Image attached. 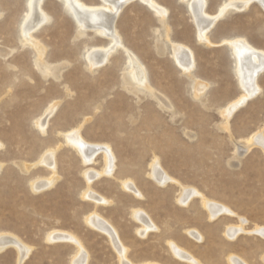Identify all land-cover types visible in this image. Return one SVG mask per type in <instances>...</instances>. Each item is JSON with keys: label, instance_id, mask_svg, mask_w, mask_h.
Segmentation results:
<instances>
[{"label": "rangeland", "instance_id": "374dc122", "mask_svg": "<svg viewBox=\"0 0 264 264\" xmlns=\"http://www.w3.org/2000/svg\"><path fill=\"white\" fill-rule=\"evenodd\" d=\"M85 1L101 4V0ZM159 1L169 10L166 25L145 2L130 0L117 26L165 99L174 101V117L167 110L150 116L153 107L146 99L141 111L136 107L135 96L121 85L125 56L120 50L105 66L94 72L87 68L88 50L108 46L109 41L91 29L78 35L77 20L61 0H44L50 20L31 34L23 31L30 0H0V162L4 164L0 233L12 232L32 246L23 264H72L74 243L47 240V233L55 229L82 240L89 252L88 264H121L108 235L86 222L95 203L83 198L84 170H101L103 158L99 154L95 163L85 165L61 134L81 123L86 140L113 147L118 156L116 171L127 170L121 176L131 175L142 183L146 196L141 206L158 225L147 235L140 233L141 225L132 214L138 199L124 191L120 177L103 175L94 181L95 189L114 200L99 205L98 211L117 228L133 264H191L171 252L168 242L175 239L203 264H230L231 254L250 264H264V238L247 232L257 224L264 226V151L247 143L254 132L264 130V72L258 77L261 90L256 96L229 119L221 113L242 94L232 51L223 41L245 35L264 50V8L254 0L247 9L229 11L212 28L214 43L207 45L197 39L187 1ZM223 1L208 0V12L215 14ZM37 41L44 59L61 65V78L42 76L36 63ZM174 42L195 51L199 77L190 78L177 67L171 53ZM197 79L209 82L201 98L195 95ZM55 102L58 106L43 132L37 120ZM48 149L57 151L60 178L52 187L35 192L31 181L52 175L37 164ZM155 155L172 176L225 202L235 215L209 219L198 196L187 206L180 204L177 184L160 186L149 176ZM240 218L246 219V232L228 241L224 234L228 224H240ZM190 227H198L202 241L188 234ZM17 257L16 249L7 247L0 251V264H18Z\"/></svg>", "mask_w": 264, "mask_h": 264}, {"label": "bare ground", "instance_id": "6f19581e", "mask_svg": "<svg viewBox=\"0 0 264 264\" xmlns=\"http://www.w3.org/2000/svg\"><path fill=\"white\" fill-rule=\"evenodd\" d=\"M61 1L70 10L68 11L75 16L78 23V35L85 34L88 29H91L95 33L105 36L109 41L108 46H95L88 50V53L86 55L87 68L94 72L97 68L105 66L106 63L111 60L110 57L116 51L120 50L121 54L125 56V66L122 70L123 73L121 85L130 94L135 96L136 107H138V109L141 111L142 102L144 103V100L146 99L149 101L148 103L153 107L150 111L148 110L149 113L152 114H150V116L153 117L155 116V114L163 115L165 113L164 111L167 110L171 113V116L174 117L177 113V111L175 110L174 101L171 97L168 98L169 102L165 99V95L162 94L163 90H161L152 81L144 62L133 50H131L127 46L124 37L119 27L117 26V18L130 0H101V4H89L85 0ZM141 1L145 2L153 10L154 14L158 17L161 23H163L164 25L167 24V16L169 10L168 8L164 7L159 0ZM185 1L188 2L189 11L196 24L197 39L204 44L210 45L214 43L211 36V30L215 26V24L220 19H222V17L226 16L229 11H241L242 9H247V7L254 0H225L219 6L215 14H210L208 12V0ZM257 1L264 8V0ZM43 2L44 0H30L28 17L24 19L26 21L24 22V29L22 28L26 34H31L33 30L39 28V26L50 20L49 13L43 8ZM167 36L169 37L168 32ZM34 40L36 39L34 38ZM23 42L26 43L24 40ZM37 42L34 43L36 45V49L38 50L36 51V63L42 76L44 78H47L48 76L52 75L56 79L61 78L63 71L62 67H60L61 65H54V63L45 60V55L43 56V47L39 45V42ZM223 43H227L232 51L235 63V73L238 79V83L242 89V94L237 99L229 103L226 108L221 111L225 118L229 119L239 107L244 105L250 98L256 96L261 90V85L259 84L258 77L262 72H264V50L252 43L245 35L231 37L230 39L224 40ZM171 46L173 60L180 71L190 78L199 77V74H197L196 70L198 66V59L195 51L189 45L179 42H174ZM9 65L12 66V63ZM208 85L209 82H205L203 79H197L194 86L196 91L195 95L203 96L202 94H204V91L206 90ZM57 106V102L49 105V107H47V109L43 112V116L41 115V117L37 120V126L43 132L46 131L49 123V118L55 112ZM99 107L100 105H98L97 108ZM131 117V122L132 124H134L137 121V117L135 115ZM142 124H144V122H142ZM142 124L139 125V128L142 126ZM224 125L225 124H223V127ZM82 129L83 124L81 123L70 128V131L68 132H61V134L65 137L66 143L76 150L85 165H91L92 163H95L96 157L99 154L102 156L104 161V166L101 170H96L92 167L84 170V177L87 181V186L85 188L83 198H87L88 200H91L95 203L93 211L86 217V222L93 228L98 229L108 235L111 243L117 249L120 255L119 258L121 257V264H133L130 260L127 259L128 248L125 247V244L122 241L117 228L109 219H107L98 211L99 205L110 204L114 200L113 198H110L102 194L99 190L95 189L93 186L94 181H96L103 175L110 178L113 177L114 179L120 177L118 179L120 180V184L124 191L133 193L138 199L136 201L137 203L133 205L135 207H133L132 209V214L135 220H137L141 225L140 233L142 235H147V233L151 230L157 229L158 225L156 224L149 211L141 206L140 201L146 196L142 191V183L138 182L131 175L121 176L120 174L125 173L127 170L116 171L118 156L113 147L109 144H97L89 142V140L85 139ZM247 143L251 146H260L262 148L261 151H264V130L259 129L258 131L254 132L248 138ZM2 145L3 142H1L0 140V147H2ZM39 159L40 160L37 164L40 163L50 169L52 175L50 177L42 179H40V177H37L32 180L30 186L31 189H33L35 192L52 187L60 178V160L57 156L56 149L46 150L40 155ZM3 165V162H0V171L3 168ZM24 169L28 170V168ZM149 176L156 184L160 186H166L170 183L177 184L179 186V194L177 200L184 206L189 205V203L196 196H198L201 200L203 208L208 212L209 219L211 220L218 218L220 215L224 214L235 215L234 210L224 204L225 202L222 203L218 200L210 198L207 194L201 192L198 188H196V186H189L181 180L172 176L164 167L159 156L157 157L155 155V158L151 161ZM245 224L246 219L244 218H240V224H228L224 232V234H226L225 236L229 238L228 241H230V239H235L242 232L245 233ZM197 228L198 227L193 229L191 228L189 230L187 229L188 234L198 239V241H202L204 235L197 231L199 230ZM247 232H249L250 234L255 233L264 238V226L262 225L257 224L255 225L253 230H247ZM225 236L224 238H227ZM47 240L54 243L62 241L74 243L76 245V251L72 257L71 263H89V252L85 248L82 240L79 237L75 236V234L69 233L66 230L55 229L47 233ZM168 243L171 252L175 255V257L181 259L182 261H187L191 264H203L204 260L198 258L197 255L193 254L192 251L188 250V247L185 248L180 245L178 242H176V239ZM10 246L14 247L17 251L18 264H23L25 257L30 254V251L32 250V246L24 243V241H22L14 233H0V251L6 250V248ZM227 260L230 264H250L246 260V258L244 259L237 254H231ZM151 264L160 263L155 262Z\"/></svg>", "mask_w": 264, "mask_h": 264}]
</instances>
